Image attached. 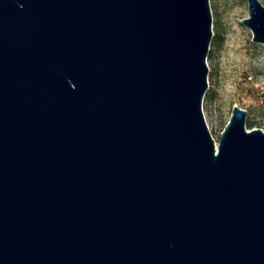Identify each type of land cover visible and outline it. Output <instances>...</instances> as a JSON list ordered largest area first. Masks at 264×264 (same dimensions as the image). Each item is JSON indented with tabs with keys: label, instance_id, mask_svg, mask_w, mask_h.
I'll use <instances>...</instances> for the list:
<instances>
[{
	"label": "water",
	"instance_id": "95a60500",
	"mask_svg": "<svg viewBox=\"0 0 264 264\" xmlns=\"http://www.w3.org/2000/svg\"><path fill=\"white\" fill-rule=\"evenodd\" d=\"M210 37L208 0H0V264H264V130L233 104L214 143Z\"/></svg>",
	"mask_w": 264,
	"mask_h": 264
},
{
	"label": "rangeland",
	"instance_id": "374dc122",
	"mask_svg": "<svg viewBox=\"0 0 264 264\" xmlns=\"http://www.w3.org/2000/svg\"><path fill=\"white\" fill-rule=\"evenodd\" d=\"M208 2L211 37L201 109L216 143L233 104L246 110L247 129L264 130V43L252 41L249 28L240 22L248 15L246 0Z\"/></svg>",
	"mask_w": 264,
	"mask_h": 264
}]
</instances>
